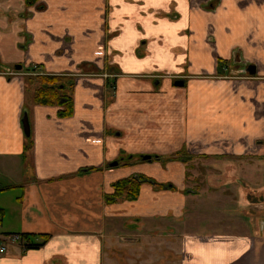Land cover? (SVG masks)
I'll use <instances>...</instances> for the list:
<instances>
[{
	"label": "crops",
	"instance_id": "obj_1",
	"mask_svg": "<svg viewBox=\"0 0 264 264\" xmlns=\"http://www.w3.org/2000/svg\"><path fill=\"white\" fill-rule=\"evenodd\" d=\"M41 71L79 74L66 89L70 116L34 102ZM259 160L264 0H0V232L38 244L13 245L0 264H104L117 225L181 217L197 164L219 191L238 161L262 169ZM134 173L164 186L146 182L136 199L106 203L112 183ZM249 222L236 234L186 230L182 264H264Z\"/></svg>",
	"mask_w": 264,
	"mask_h": 264
},
{
	"label": "rangeland",
	"instance_id": "obj_2",
	"mask_svg": "<svg viewBox=\"0 0 264 264\" xmlns=\"http://www.w3.org/2000/svg\"><path fill=\"white\" fill-rule=\"evenodd\" d=\"M10 74L16 72L12 71ZM93 75L82 74L84 78ZM29 87L26 90V102L30 101L32 89ZM198 161L194 160V163ZM238 162L242 163V169L237 172V177L229 183L228 188L219 191L215 190L211 181L206 179L211 168L208 167L207 170L195 164L193 172L188 171L189 175L192 174L197 178L194 180L195 185L187 179L191 182L186 181V183L196 192L189 194L192 201H188L187 198L188 205L181 217L173 215L161 217L154 224L144 223L127 232H123L120 225H117L119 227L114 228V235L106 241L104 264H182V242L186 230L196 232L201 228L202 231L242 233L249 227L251 219L260 230L258 236L263 243L261 242L262 247L259 251L262 255L264 253V162L259 160L263 165L262 169H258V165H255L253 169L248 168V170L244 161ZM240 181H244L241 187L238 184ZM250 195L254 196L251 201H249L251 198L247 199ZM184 219H187L186 224ZM195 251L206 253L202 248ZM229 255L234 256L235 252L231 251ZM260 255L256 256V259H261ZM205 264H211V261H206Z\"/></svg>",
	"mask_w": 264,
	"mask_h": 264
},
{
	"label": "trees",
	"instance_id": "obj_3",
	"mask_svg": "<svg viewBox=\"0 0 264 264\" xmlns=\"http://www.w3.org/2000/svg\"><path fill=\"white\" fill-rule=\"evenodd\" d=\"M37 1L38 0H25L27 5H34ZM32 79L37 82V87L34 89L33 95L35 103L42 105H60L61 108L58 111L60 116H70L73 113L72 97L66 93V89L76 82V76L73 73H45L32 77ZM29 138L30 137H28V139ZM30 146V142L25 145L26 149H29ZM142 156L143 155H141V157ZM153 156L160 157L159 155ZM170 159H173V157H170ZM146 182L158 188L164 186V184L158 183L155 179L145 174L134 173L114 181L112 183L113 190L105 193V201L108 204H112L121 199L134 200L139 196L141 187L143 183ZM186 191H189V189ZM192 191L196 192L195 189H192ZM24 236L30 238L29 235ZM46 236L47 235H45V237ZM37 245L38 244L34 243V246Z\"/></svg>",
	"mask_w": 264,
	"mask_h": 264
},
{
	"label": "built area",
	"instance_id": "obj_4",
	"mask_svg": "<svg viewBox=\"0 0 264 264\" xmlns=\"http://www.w3.org/2000/svg\"><path fill=\"white\" fill-rule=\"evenodd\" d=\"M74 75L76 76V80H78L79 74L77 73ZM0 223H1V218H0ZM13 245H19L22 249H27L29 247L34 246V242L31 239L25 237L21 233L0 232V257L9 254Z\"/></svg>",
	"mask_w": 264,
	"mask_h": 264
},
{
	"label": "water",
	"instance_id": "obj_5",
	"mask_svg": "<svg viewBox=\"0 0 264 264\" xmlns=\"http://www.w3.org/2000/svg\"><path fill=\"white\" fill-rule=\"evenodd\" d=\"M21 65H16V68H20ZM247 72L251 73V74H255L257 69H256V65L255 64H250L248 66V68L246 69ZM182 83V80L180 81H177V84H181ZM21 125L24 129V132L27 136H30L31 134V124H30V118H29V114H28V111L27 110H24L23 112V116L21 118ZM143 159H149L151 160L152 159V155L151 154H144L142 156ZM118 161H114L113 164H117Z\"/></svg>",
	"mask_w": 264,
	"mask_h": 264
},
{
	"label": "flooded vegetation",
	"instance_id": "obj_6",
	"mask_svg": "<svg viewBox=\"0 0 264 264\" xmlns=\"http://www.w3.org/2000/svg\"><path fill=\"white\" fill-rule=\"evenodd\" d=\"M251 64H253V63H251ZM249 65H250V64H249ZM249 65H248V66H249ZM248 66L246 67V69L248 68ZM81 73L83 74V73H87V72H81ZM96 73H97V72H96ZM104 74H105V73H104ZM108 75H109V74H108V73H106V75H105V76H108ZM260 241H261V240L258 238L257 242L259 243Z\"/></svg>",
	"mask_w": 264,
	"mask_h": 264
}]
</instances>
